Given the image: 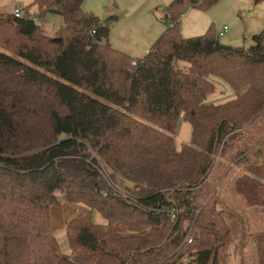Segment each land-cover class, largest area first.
Wrapping results in <instances>:
<instances>
[{"label": "trees", "instance_id": "1", "mask_svg": "<svg viewBox=\"0 0 264 264\" xmlns=\"http://www.w3.org/2000/svg\"><path fill=\"white\" fill-rule=\"evenodd\" d=\"M218 1L171 0L166 31L138 58L112 46L117 16L84 0L0 12V264H229L239 237L242 262L253 243L264 264V230L249 232L220 193L243 168L227 190L264 206V161L249 158L264 145V29L249 47L220 48L213 27L185 37L179 26L186 9ZM32 7L64 24L47 33ZM216 84L234 97L210 100ZM183 122L191 137L178 147ZM68 202L84 208L65 250L51 209ZM30 212L49 234L22 226Z\"/></svg>", "mask_w": 264, "mask_h": 264}, {"label": "rangeland", "instance_id": "2", "mask_svg": "<svg viewBox=\"0 0 264 264\" xmlns=\"http://www.w3.org/2000/svg\"><path fill=\"white\" fill-rule=\"evenodd\" d=\"M34 0H0V12H14L16 8H23L30 5ZM170 3V0H84L82 8L91 12L102 20L117 16V19L111 25L110 41L114 48L128 52L135 58L142 56L138 47L142 46L151 32H157V28L166 30V24L161 18L164 17L163 9ZM31 13L41 23L46 32L55 33L63 24L62 15L47 12L40 15L37 7H32ZM195 13L194 16L192 14ZM195 19V22L191 19ZM180 26L183 29L182 35L185 37H193L205 34L209 28L213 27L219 34L226 26L228 31L220 36V42L229 46L249 47L252 44V35L261 32L264 29V0L259 4H254L253 0H219L208 9L191 7L185 10L181 17ZM185 23H189L184 26ZM194 27L193 31H190ZM188 31L190 35H186ZM150 41L147 42V46ZM153 44V43H150ZM151 46V45H150ZM142 50V49H141ZM221 94H224L222 92ZM222 96L221 99L228 98ZM256 152L250 154L251 160L264 161V145L258 147ZM243 169V168H242ZM241 168H236L231 177L224 179L223 190L220 193L230 205L239 210L240 215L244 218V225L249 232L264 230V206L263 205H247L243 202L242 197L235 196L230 193L227 187L229 180L233 177L241 175ZM22 225L34 237L38 231L42 236H46L50 232L45 230L47 219L37 215L22 217ZM34 219V220H33ZM97 219V213L95 214ZM22 223V224H23ZM53 232V231H52ZM60 243L65 250H69V245L65 234L60 232ZM239 241L229 248V256L226 261L229 264H258L257 254L253 243L245 248V259L242 262L241 256V237Z\"/></svg>", "mask_w": 264, "mask_h": 264}, {"label": "crops", "instance_id": "3", "mask_svg": "<svg viewBox=\"0 0 264 264\" xmlns=\"http://www.w3.org/2000/svg\"><path fill=\"white\" fill-rule=\"evenodd\" d=\"M194 15H195V13L192 14V16H194ZM191 21L195 22V19L192 18ZM180 23H181V21L179 22V26H180ZM188 24L189 23H185L184 26H187ZM194 25H195V27H197L196 22ZM193 29H194V27H192V29L190 31H193ZM180 30L183 31L181 26H180ZM161 33H162V30L159 28H157V32H155V31L151 32L148 35V37L146 38L147 41H145V43L142 46L138 47V49L140 48V50H137V51H139V52L142 51V53L144 51L149 52L151 46L153 45L150 43H154L157 39H159V37L162 35ZM187 33H189L188 31H186V35H190ZM149 41H150V43L147 46V42H149ZM147 52H145L143 55H145ZM142 56H140V57H142ZM222 92H224V87L221 84H216V92L210 96V100H213L216 103H223V102H226L227 100H230L234 97L231 95L232 94L231 91H226V92H224V94H221ZM227 95H229L228 98L221 99L222 96H227ZM190 137H191V125H189L186 122H183L182 125L180 126L179 135L177 137L178 147L181 146L182 142H188L190 140ZM83 208H84V206L82 204L73 203V202H68L64 205L52 206V209H51V227H52L53 233L59 238V240L61 239L60 238V232H61V234H65V237L67 238L66 227H67L68 221L71 220ZM96 220L100 223H104L106 221V219L100 213H97V219Z\"/></svg>", "mask_w": 264, "mask_h": 264}, {"label": "built area", "instance_id": "4", "mask_svg": "<svg viewBox=\"0 0 264 264\" xmlns=\"http://www.w3.org/2000/svg\"><path fill=\"white\" fill-rule=\"evenodd\" d=\"M14 12H15V15L16 16H22L23 15L22 11L19 8H16ZM35 20H36V18H35ZM228 29L229 28L226 26L219 33V35L220 36H223L228 31ZM109 184L111 185L112 191H113V193L115 195H118V196L124 197L126 199L128 198V199H131L133 201H136V195L135 194H132V192H130V191L126 190V189H123V188L119 187L118 185L112 183L110 179H109ZM185 241L191 242L192 241V238L190 236H188Z\"/></svg>", "mask_w": 264, "mask_h": 264}, {"label": "water", "instance_id": "5", "mask_svg": "<svg viewBox=\"0 0 264 264\" xmlns=\"http://www.w3.org/2000/svg\"><path fill=\"white\" fill-rule=\"evenodd\" d=\"M219 47H220V48H230L229 45H224V44H222V43L219 45Z\"/></svg>", "mask_w": 264, "mask_h": 264}]
</instances>
